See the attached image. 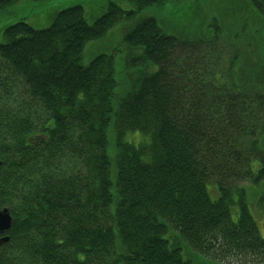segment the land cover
Instances as JSON below:
<instances>
[{
  "label": "trees",
  "instance_id": "1",
  "mask_svg": "<svg viewBox=\"0 0 264 264\" xmlns=\"http://www.w3.org/2000/svg\"><path fill=\"white\" fill-rule=\"evenodd\" d=\"M166 1L1 28L0 264H264V0L184 35Z\"/></svg>",
  "mask_w": 264,
  "mask_h": 264
},
{
  "label": "rangeland",
  "instance_id": "2",
  "mask_svg": "<svg viewBox=\"0 0 264 264\" xmlns=\"http://www.w3.org/2000/svg\"><path fill=\"white\" fill-rule=\"evenodd\" d=\"M218 2V0H180L178 3H175V0H167L164 5L158 6L157 8L154 7L153 12L149 14L153 13L156 15L162 27L169 32L184 35L188 30L191 33L197 29L200 24L205 22V18H220L221 12H218V5L216 4ZM76 3L83 5L88 17L97 14L101 7V0H19L7 6L4 11H2L5 12V14L0 17V35L1 28L18 17H25L35 26H44L49 22L50 16L56 9ZM233 5L234 4L230 3L229 6L225 8L226 14L233 10ZM259 40L261 39L259 38ZM97 43L100 44V39L97 40ZM253 44L252 42L251 45ZM115 45L118 46L120 50L119 45H122L120 40H115L111 43L110 49ZM255 60L256 57L255 59L253 56L250 57L251 69L257 71V73H259V70L264 72V61H259L257 63V60L256 62ZM115 68L116 70L118 69L119 72L123 71V69L120 70L118 68L117 59L115 60ZM117 77L120 78L118 75ZM245 184L247 187L248 200L252 207V211H254L255 218L257 219L259 231L264 233V210L259 209L255 201L257 189L249 185L246 181Z\"/></svg>",
  "mask_w": 264,
  "mask_h": 264
},
{
  "label": "water",
  "instance_id": "3",
  "mask_svg": "<svg viewBox=\"0 0 264 264\" xmlns=\"http://www.w3.org/2000/svg\"><path fill=\"white\" fill-rule=\"evenodd\" d=\"M12 217L9 213V209L7 207L0 208V232H4L8 230L11 226ZM8 239L7 235H3L0 237L1 241H6Z\"/></svg>",
  "mask_w": 264,
  "mask_h": 264
}]
</instances>
